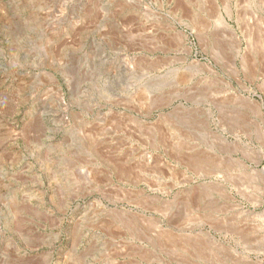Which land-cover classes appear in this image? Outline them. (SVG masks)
Masks as SVG:
<instances>
[{
    "label": "rangeland",
    "instance_id": "rangeland-1",
    "mask_svg": "<svg viewBox=\"0 0 264 264\" xmlns=\"http://www.w3.org/2000/svg\"><path fill=\"white\" fill-rule=\"evenodd\" d=\"M0 264H264V0H0Z\"/></svg>",
    "mask_w": 264,
    "mask_h": 264
}]
</instances>
